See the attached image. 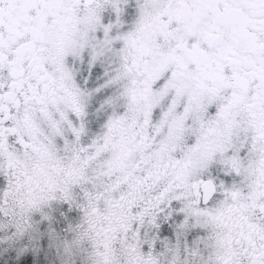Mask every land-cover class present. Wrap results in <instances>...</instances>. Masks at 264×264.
I'll use <instances>...</instances> for the list:
<instances>
[{"label": "snow or ice", "instance_id": "snow-or-ice-1", "mask_svg": "<svg viewBox=\"0 0 264 264\" xmlns=\"http://www.w3.org/2000/svg\"><path fill=\"white\" fill-rule=\"evenodd\" d=\"M0 264H264V0H0Z\"/></svg>", "mask_w": 264, "mask_h": 264}]
</instances>
